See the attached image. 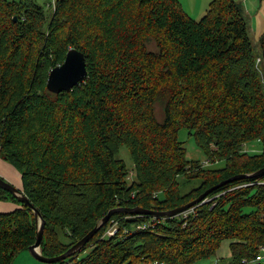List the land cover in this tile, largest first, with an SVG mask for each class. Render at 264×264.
Wrapping results in <instances>:
<instances>
[{
	"label": "trees",
	"instance_id": "obj_1",
	"mask_svg": "<svg viewBox=\"0 0 264 264\" xmlns=\"http://www.w3.org/2000/svg\"><path fill=\"white\" fill-rule=\"evenodd\" d=\"M50 8L45 28L46 9L34 0H0V159L21 173V189L40 211L0 187V200L19 204L0 212V264L29 250L41 218L40 250L55 257L115 207L169 212L264 170V88L236 0H212L197 21L180 0H55ZM260 47L264 65V35ZM73 48L84 53L88 78L54 93L48 75ZM184 128L224 168L188 160ZM254 141L262 152H244ZM120 145L135 164L132 182ZM184 175L201 185L183 195ZM206 200L171 218L118 211L54 264H197L227 240L229 264H250L264 247V174L227 183ZM113 221L118 233L104 235ZM140 222L147 226L137 229Z\"/></svg>",
	"mask_w": 264,
	"mask_h": 264
},
{
	"label": "rangeland",
	"instance_id": "obj_2",
	"mask_svg": "<svg viewBox=\"0 0 264 264\" xmlns=\"http://www.w3.org/2000/svg\"><path fill=\"white\" fill-rule=\"evenodd\" d=\"M9 1H20V0H9ZM39 5L45 7L47 13V20L45 23V28L50 21L52 15V9L50 8L51 5L54 6V0H34ZM212 0H180L182 8L188 13L189 18L193 20H199L201 17L205 15L209 2ZM238 4H240L244 9V17L248 20L249 28L248 33L252 39V44L255 50V58H257V68L259 75L261 76L262 86L264 88V65L260 59L261 56V47L260 42L261 38L264 35V0H236ZM155 42L151 40L148 44L149 50H155ZM264 91V90H263ZM156 116L160 122L165 121L164 119V106L162 102H157L155 104ZM191 132L184 128L179 134V141L184 143V146L187 150V158L193 162L199 161L206 170L211 169H222L224 168V163H210L209 160L206 158L203 151L199 148V146L195 143L192 136H190ZM261 143L258 141L251 142V144L244 146V152L248 154H259L262 152ZM118 157L123 159L127 167L129 168V174L127 179L129 182L136 180V170L135 164L131 157L130 151L125 145L119 146ZM0 175L4 177L6 180L11 182L13 185L17 186V183H21V173L10 163L0 159ZM179 186L181 187V193L187 194L188 192L192 191L193 189H198V186L201 185V181L197 180H189L188 177L185 175L182 177H178L177 179ZM18 187V186H17ZM8 201H12L9 199ZM206 202H208L206 200ZM190 203V202H189ZM205 203V202H204ZM203 204V203H202ZM186 213V214H185ZM184 214L185 216L188 213H195V208H191L190 210L186 211ZM183 215V214H182ZM231 240H227V242L223 243L221 248L217 251L216 255L213 258L203 259L200 260L197 264H216V263H223L229 264L231 262V251H230V243ZM92 247L87 249L86 252L90 251ZM155 263V262H154ZM153 262L151 264H154ZM160 263V262H159ZM14 264H54V263H45L42 261L37 260L30 252V250H25L21 252ZM138 264H147L145 262H139ZM163 264V263H160Z\"/></svg>",
	"mask_w": 264,
	"mask_h": 264
},
{
	"label": "water",
	"instance_id": "obj_3",
	"mask_svg": "<svg viewBox=\"0 0 264 264\" xmlns=\"http://www.w3.org/2000/svg\"><path fill=\"white\" fill-rule=\"evenodd\" d=\"M88 78V68H87V60L83 52L80 50L73 48L70 49L62 64L55 66L51 69L48 79H47V87L50 91L54 93H60L62 91H71L74 87L81 84ZM263 175L264 170H259L258 172L253 173L252 175L242 174L238 175L237 177H232L226 180L224 183H220L215 187H212L210 190L205 191L201 194L198 199L194 202H190L185 204L183 207H178L173 209L169 212H153L150 209H146L140 206L136 207H115L102 218L100 223L95 226L92 230H90L87 234H85L80 240L74 243L66 252L61 255L55 257H46L42 254L40 250V246L43 239L44 234V227L46 224L45 219H42L39 223L37 234H36V241L33 245L29 247L31 254L38 260L46 263H57L59 261L65 260L78 251H80L93 237L94 235L101 229L102 226L106 225L112 215L118 211L128 212L131 214H151L152 216L158 218H171L178 215L184 214L186 211L190 210L191 208H196L198 205L206 202V198L212 194V192L220 187H224L225 184L230 183L232 181H239V179H252L258 175ZM0 187L10 192L18 201L24 203L25 205L32 208L39 217L40 211L31 203L28 196L23 192V190L11 182L6 180L4 177L0 175Z\"/></svg>",
	"mask_w": 264,
	"mask_h": 264
},
{
	"label": "built area",
	"instance_id": "obj_4",
	"mask_svg": "<svg viewBox=\"0 0 264 264\" xmlns=\"http://www.w3.org/2000/svg\"><path fill=\"white\" fill-rule=\"evenodd\" d=\"M55 2V0H54ZM147 225L145 223H137L135 225V227L137 229H141V228H145ZM118 233V222L116 221H113V223H111L109 225V228L106 230V232L104 233V235H107V236H112V235H115ZM243 263H248L247 260H244ZM66 264H71L70 262L66 263ZM154 264H160V263H154ZM216 264H219V263H216ZM250 264H264V247L260 250V254L257 255L255 257V259L250 262Z\"/></svg>",
	"mask_w": 264,
	"mask_h": 264
},
{
	"label": "crops",
	"instance_id": "obj_5",
	"mask_svg": "<svg viewBox=\"0 0 264 264\" xmlns=\"http://www.w3.org/2000/svg\"><path fill=\"white\" fill-rule=\"evenodd\" d=\"M17 186L19 188H21V186H22V179H21V183L20 184L17 183ZM8 200L9 199L0 200V212L11 211V210H13V209H15V208H17L19 206V204L17 202H15L13 200L10 202Z\"/></svg>",
	"mask_w": 264,
	"mask_h": 264
}]
</instances>
